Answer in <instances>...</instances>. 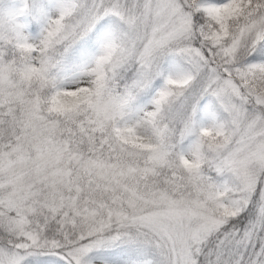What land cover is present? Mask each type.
<instances>
[{"label": "snow or ice", "instance_id": "obj_1", "mask_svg": "<svg viewBox=\"0 0 264 264\" xmlns=\"http://www.w3.org/2000/svg\"><path fill=\"white\" fill-rule=\"evenodd\" d=\"M0 264H264V0H0Z\"/></svg>", "mask_w": 264, "mask_h": 264}]
</instances>
